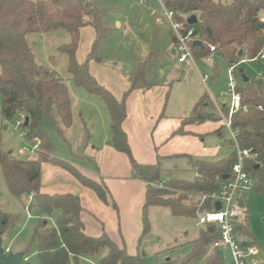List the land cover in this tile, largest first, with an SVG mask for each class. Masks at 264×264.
I'll return each mask as SVG.
<instances>
[{
	"label": "trees",
	"instance_id": "16d2710c",
	"mask_svg": "<svg viewBox=\"0 0 264 264\" xmlns=\"http://www.w3.org/2000/svg\"><path fill=\"white\" fill-rule=\"evenodd\" d=\"M161 2L166 9L183 17L196 18V25H193L195 37L201 44H190L196 61L210 55L208 45L215 47L227 66L244 59H253L264 48V24L260 20L264 12V0H230L229 3L213 0ZM96 3L97 0H0L1 125L6 126L7 122H12L18 114H22L28 120L31 132L41 142V152L36 158L14 159L10 152L2 149L0 138V168L6 188L12 196L31 197L26 209L38 221L22 253L24 259L35 255L39 264H87L85 260L94 264H136L140 258L128 255L125 245L115 244L106 233L98 237L87 236L80 220L82 207L77 195H46L40 192L41 165L51 163L69 172L82 186L92 190L100 201L109 204L105 186L85 178L68 162L52 155V143L42 124L46 119L56 134L62 137V128H69L72 122L69 91L65 81L54 70L36 63L26 41L27 36L59 30L69 35V43L60 46L58 51L68 58L67 73L71 82L104 103L110 116L109 144L128 157L134 174L146 184L142 236L149 231L148 210L151 207L167 208L174 218L192 220L197 219V212L210 210L208 204L200 207L196 196L202 192L219 190L225 181L223 176L229 174L236 161L233 142L225 140L222 137L223 129L219 128L215 133H219L221 139L233 147L227 157L214 161L196 160L193 162L196 176L192 181H169L163 188H158L159 163L142 165L133 159L121 124L126 116L125 100L130 93L162 84L159 70L163 65L164 54L152 49L143 60L135 61L131 70L125 74L129 88L118 101L89 73L91 61L104 63L101 47L108 32L101 18L103 10ZM86 26L94 29L95 39L85 61L80 64L75 58V52L79 30ZM239 51L240 57L237 55ZM216 74L217 69L214 68L213 75ZM240 82L237 92L246 111L235 113L231 126L237 131L238 148L248 151L252 156V159L244 161V170L254 179L251 192L264 196V89L255 87L250 79L243 82L241 76ZM220 121L216 109L204 95L194 106L191 116L182 122L181 128L186 124ZM181 128L175 135L183 133ZM171 190L181 195L170 198ZM111 205L115 208L114 204ZM19 216L4 212L0 206L1 236L14 226ZM43 217L47 220L42 221ZM48 219L53 220L52 226ZM238 230L247 239V245L257 247L247 221ZM216 238L214 225L200 230L192 251L182 264L193 260L199 264H222L220 252L209 250ZM258 248L262 252L264 264V240ZM101 249H106V254L96 260ZM208 250V257L203 258Z\"/></svg>",
	"mask_w": 264,
	"mask_h": 264
},
{
	"label": "crops",
	"instance_id": "0c3cea01",
	"mask_svg": "<svg viewBox=\"0 0 264 264\" xmlns=\"http://www.w3.org/2000/svg\"><path fill=\"white\" fill-rule=\"evenodd\" d=\"M157 23H161L160 19H157ZM116 25L119 27L120 23L116 22ZM94 39L95 31L90 26L79 30V42L75 52L78 63L85 61ZM26 41L32 49L36 63L54 70L65 81L69 91L71 126L62 128V137L56 134L63 143V146H60V152L54 151L55 142L53 143L48 135L52 143V155L55 152L56 158L68 162L79 174L105 186L109 204L100 201L92 190L82 186L69 172L51 163L41 165L40 192L46 195H77L82 207L80 220L84 233L91 237L106 233L115 244H124L127 254L133 256V249L136 246L138 248L140 240L144 237L142 232L146 184L136 177L128 157L109 144L110 116L104 103L71 82L67 73L68 58L58 51L60 46L69 43V35L59 30L47 34H31L27 36ZM168 49H170L169 46ZM173 49L174 45L171 52L174 51ZM156 50L162 52L160 48ZM163 50L165 51L164 47ZM218 60L223 61L218 54H213L211 70L206 72L212 75L210 83L216 82L217 74L213 75V71L214 68H218ZM241 70L240 76L243 74L249 80L244 69L241 68ZM122 72L105 62L98 64L91 61L89 63L90 75L118 101L129 88L125 75L128 72ZM159 73L163 81L161 85L147 90H135L126 98V116L121 128L126 135L130 153L137 163L142 165L159 163L160 183L174 180L192 181L196 176L194 161H214L225 158L233 151V147L221 139L219 133H215L219 128L224 129L222 120L186 124L181 128L182 122L192 114L189 111L191 107L177 98L175 101L174 96H171L173 81L167 80L164 67L159 70ZM199 74L201 73L198 72L200 81ZM181 77L184 78L185 74L182 73ZM216 102L222 108L227 103L224 101L220 103L217 100ZM211 105L214 107L212 103ZM180 128L183 133L175 135ZM52 131L56 133L53 129ZM222 137L224 138V132ZM206 141L213 146H207ZM221 151L225 153L218 155ZM23 157L28 159L24 155ZM174 161L180 163L184 161L186 168L193 173V179H179L173 175L163 178L161 174L164 168L168 167L169 162ZM177 170V165L171 166V171ZM27 198L29 201L30 197ZM241 200L245 205V201L242 198ZM111 204H114L115 208ZM163 209L170 214L167 208ZM202 228L205 227L202 226ZM198 236L193 242L198 239ZM242 242L245 243V240Z\"/></svg>",
	"mask_w": 264,
	"mask_h": 264
},
{
	"label": "rangeland",
	"instance_id": "374dc122",
	"mask_svg": "<svg viewBox=\"0 0 264 264\" xmlns=\"http://www.w3.org/2000/svg\"><path fill=\"white\" fill-rule=\"evenodd\" d=\"M214 2L229 3L230 0H213ZM97 7L103 10L102 22L108 29L107 38L102 44L104 62L120 72H129L136 60H143L152 49H161L164 54L162 67L167 74V80H171V96L175 101L179 99L185 105L189 104L192 112L193 105L206 95L208 101L212 103L209 93L199 81L198 72L204 74L211 70V65H205L202 59L196 61V68L191 64L178 65L171 49L173 38L168 23L161 14V8L157 0H146V4L140 5L136 0H97ZM160 19L161 23H157ZM116 22L120 23L118 27ZM168 46L170 49H168ZM163 47L165 51L163 50ZM217 79L215 83H210L209 88L212 97L218 102H228L229 97L223 95L226 84V64L218 60ZM246 76L252 80L255 87L260 86L264 89V61H248L241 65ZM126 70V71H125ZM122 72V73H123ZM185 74L182 78L181 74ZM57 74V73H56ZM170 81V82H171ZM170 82H168L170 84ZM240 82V80H239ZM241 83V82H240ZM239 83V85H240ZM168 84V85H169ZM177 98V99H176ZM51 138L55 142L54 151L60 152L63 146L60 138L52 131L49 122L44 119L42 124ZM224 139L229 140L228 132L223 129ZM0 138L1 146L4 151L10 152L14 159H25L19 154L21 143L15 132L9 126L1 125L0 119ZM62 144V145H60ZM207 146L213 145L206 141ZM227 148V147H225ZM55 156L56 153L53 152ZM225 153L221 151L218 155ZM57 157V156H55ZM36 158V157H34ZM177 165V171H171V166ZM186 168L185 162H169L168 167L164 168L161 176L166 178L168 175L179 177V179L191 180L193 173ZM165 183H158V188L166 186ZM170 198H178L181 193L169 191ZM183 195V194H182ZM245 201L246 218L250 231L256 241V249L262 258V252L258 248L264 240V196L253 192H242L239 194ZM28 198H16L12 196L5 185L0 168V206L1 209L10 214H19V220L14 226L10 227L4 235H0V250L3 257L8 258L14 264H39L35 255L24 259L23 250L30 241L33 226L38 218L33 216L28 218L26 215ZM42 221L47 218H41ZM149 231L140 240L139 246L133 249L132 255L140 258L136 264H182L183 260L192 251L194 239L198 236L202 226L197 224V220L188 218H174L166 209L151 207L148 210ZM49 225H53V220L48 219ZM238 239L247 240L239 231ZM203 258H207L209 250ZM106 254V249H101L96 257ZM223 260L231 263L229 250L221 249ZM95 260V259H94ZM95 260V262H96ZM92 264V263H87ZM188 264H199L193 260Z\"/></svg>",
	"mask_w": 264,
	"mask_h": 264
},
{
	"label": "built area",
	"instance_id": "2783aa9c",
	"mask_svg": "<svg viewBox=\"0 0 264 264\" xmlns=\"http://www.w3.org/2000/svg\"><path fill=\"white\" fill-rule=\"evenodd\" d=\"M140 5L146 4V0H136ZM161 8V14L169 25L170 32L174 41V58L178 65L191 64L196 68V60L190 49V44L198 41L195 37L193 25L187 23L188 17H183L166 9L161 0H157ZM260 20L264 24V12L260 15ZM210 55L202 58L204 63L211 64L213 54H217L214 46L208 45ZM264 60V48L253 59H244L237 63L227 66L226 84L223 95L229 97L228 102L222 108L212 97L209 83L212 75L210 73L199 74L200 81L212 100V104L217 110L223 122V128L228 132L229 139L233 142L236 151V161L232 164L228 179L215 192L199 193L196 197L198 205L208 204L211 209L197 212V224L203 227L214 225L216 227L217 238L211 244V252L218 251L222 258V264H262L263 259L258 255L256 247L247 245L238 239V229L246 222V208L241 202L240 193L250 192L254 186L253 177L244 170V161L252 159L248 151H241L236 144L237 131L231 126V119L235 113L240 110L246 111L242 106L241 98L237 92L240 80V67L242 64L252 61L258 62ZM224 109L226 111H224ZM259 110L261 108L259 107ZM28 120L24 115L18 114L12 122H7V126L15 132L21 143L20 152L28 159L37 157L41 152V142L28 127ZM31 201V197L28 203ZM27 203V204H28ZM220 205L216 210L215 204ZM28 218L31 215L25 210ZM221 249H227L231 255V263L223 260Z\"/></svg>",
	"mask_w": 264,
	"mask_h": 264
},
{
	"label": "water",
	"instance_id": "95a60500",
	"mask_svg": "<svg viewBox=\"0 0 264 264\" xmlns=\"http://www.w3.org/2000/svg\"><path fill=\"white\" fill-rule=\"evenodd\" d=\"M187 23L189 25H196V18L194 16H190L187 20ZM195 44L200 45L201 43L199 41H196ZM171 54H174V51L171 52ZM238 57L241 56V51L238 52ZM240 73H242V70L239 71ZM241 78L243 80V82H248V79L241 74ZM223 179L226 180L228 179V174L223 176ZM215 208L216 210L220 209V205L218 203L215 204ZM0 264H14V262H10V260L8 258L3 257L1 250H0Z\"/></svg>",
	"mask_w": 264,
	"mask_h": 264
}]
</instances>
